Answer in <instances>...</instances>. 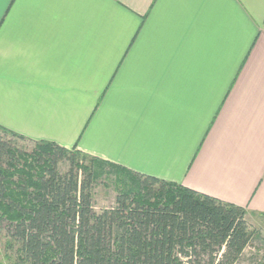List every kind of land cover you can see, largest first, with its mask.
I'll return each mask as SVG.
<instances>
[{
    "label": "crops",
    "instance_id": "0c3cea01",
    "mask_svg": "<svg viewBox=\"0 0 264 264\" xmlns=\"http://www.w3.org/2000/svg\"><path fill=\"white\" fill-rule=\"evenodd\" d=\"M0 127L262 228L264 0H0Z\"/></svg>",
    "mask_w": 264,
    "mask_h": 264
},
{
    "label": "trees",
    "instance_id": "16d2710c",
    "mask_svg": "<svg viewBox=\"0 0 264 264\" xmlns=\"http://www.w3.org/2000/svg\"><path fill=\"white\" fill-rule=\"evenodd\" d=\"M0 131L34 144L25 151L0 137V264H242L260 236L242 206ZM107 178L115 205L98 211L95 188Z\"/></svg>",
    "mask_w": 264,
    "mask_h": 264
},
{
    "label": "rangeland",
    "instance_id": "374dc122",
    "mask_svg": "<svg viewBox=\"0 0 264 264\" xmlns=\"http://www.w3.org/2000/svg\"><path fill=\"white\" fill-rule=\"evenodd\" d=\"M0 137L6 139L7 141L12 140V143L20 148L21 150L31 151L34 147L32 142L13 139L12 137L6 135L0 131ZM62 171L68 168V165L62 163L60 165ZM117 195V189L114 184L113 179L107 178L105 180L99 181L95 188V205L98 211L105 208H110L115 205V199ZM253 225V224H252ZM254 226V225H253ZM260 230V236L256 238L251 246L247 249L242 264H262L264 263V227L260 228L255 226ZM1 238V236H0ZM3 241V240H2ZM0 240V251L3 253V244ZM5 262L6 259H4Z\"/></svg>",
    "mask_w": 264,
    "mask_h": 264
}]
</instances>
